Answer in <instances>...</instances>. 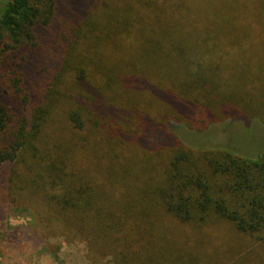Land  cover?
Returning a JSON list of instances; mask_svg holds the SVG:
<instances>
[{"label":"trees","instance_id":"16d2710c","mask_svg":"<svg viewBox=\"0 0 264 264\" xmlns=\"http://www.w3.org/2000/svg\"><path fill=\"white\" fill-rule=\"evenodd\" d=\"M200 134L217 145L179 136ZM13 215L96 264H217L235 226L263 240L264 0H0V247Z\"/></svg>","mask_w":264,"mask_h":264},{"label":"rangeland","instance_id":"374dc122","mask_svg":"<svg viewBox=\"0 0 264 264\" xmlns=\"http://www.w3.org/2000/svg\"><path fill=\"white\" fill-rule=\"evenodd\" d=\"M175 46L176 51L173 52L175 66L173 70L175 74H178V77L189 78L198 71V59H186V51L181 50L179 44H175ZM202 72L203 70L201 71V80L205 78L209 80ZM203 84L207 88L206 82H203ZM212 93H215V91H212ZM6 95L9 94L5 91L1 92V96ZM242 106L243 102H240L238 107L242 108ZM158 108L164 110L165 106L158 103ZM69 110L71 109L65 108L64 113L67 114ZM145 112L146 108L144 106L143 108L134 106L130 113H124L121 122L122 129L125 132L134 129L139 130L142 123L141 115ZM111 121L113 122L112 119ZM168 125L170 126V123ZM179 136L184 143L194 147L209 148L217 145L206 142L204 140L206 137H201V134L196 138ZM239 138L237 141H240L242 154L256 158L259 155V147L253 145H258V140H254L255 143L253 144L248 133L247 136L242 135ZM213 139L215 142L220 143L219 146L227 145L228 138L225 134L214 135ZM30 221V217L23 215H13L3 220L2 231L4 233L0 247V264H96L88 256L85 242L68 241L65 235L47 236L41 227L32 226ZM235 227L232 232H227L225 240H227L228 235H231L232 238L229 242H226L223 251L221 253L216 251L214 254L219 258L217 264H264L263 259L257 260V258L264 256V246H262L264 239L261 240L258 234L243 232ZM247 256L249 261H246L247 259L243 260ZM108 264L114 263L110 262Z\"/></svg>","mask_w":264,"mask_h":264}]
</instances>
